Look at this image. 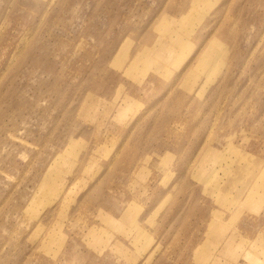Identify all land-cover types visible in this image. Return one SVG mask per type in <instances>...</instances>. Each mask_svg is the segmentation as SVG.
<instances>
[{
  "label": "rangeland",
  "instance_id": "1",
  "mask_svg": "<svg viewBox=\"0 0 264 264\" xmlns=\"http://www.w3.org/2000/svg\"><path fill=\"white\" fill-rule=\"evenodd\" d=\"M191 2L0 0V264H264V0Z\"/></svg>",
  "mask_w": 264,
  "mask_h": 264
},
{
  "label": "bare ground",
  "instance_id": "2",
  "mask_svg": "<svg viewBox=\"0 0 264 264\" xmlns=\"http://www.w3.org/2000/svg\"><path fill=\"white\" fill-rule=\"evenodd\" d=\"M212 4L213 3V0H192L191 2V6H193V9H196L198 11V8L200 5L202 4ZM177 38L175 40L172 41V45L174 47H181V44H182V37L180 36H176ZM123 44V43H122ZM120 45L117 53H122L124 52L125 50V47L124 45ZM216 45V42H212V44L210 46H207V48L204 50V53L203 55H201L200 59H199V63L195 69V75L191 74V68L188 70V74L186 76V80L182 83L183 84V87H185L184 89H190V90H193L194 87L196 86L197 82H198V79L202 76V75H205V81H204V86L208 83H210L214 77H216V75L218 74L219 72V69H220V66L222 64H220L219 62H216L214 60L216 59H212L210 58V54L213 53V52H216V48H214ZM147 50V47L145 48ZM173 49V47H172ZM116 53V54H117ZM103 67V66H102ZM100 68V67H99ZM98 68V69H99ZM99 72V71H98ZM141 86V85H140ZM156 90V89H155ZM124 118V115L123 116H120V120H122ZM177 125V124H176ZM181 125V124H180ZM180 127V126H179ZM183 128V127H182ZM175 132V131H174ZM178 135V134H177ZM48 174H50V172L48 171ZM248 177V174L246 172H244L243 170H239V172L237 173H232V172H229V178L233 181L235 180H243L245 178ZM257 192H259V190L257 189L256 190ZM39 197H36V198H33L32 199V202H31V207L29 208L30 210H32V206H33V203L38 199ZM85 204V202H84ZM46 206V204L44 205V207ZM86 206V205H84ZM87 207V206H86ZM27 217H31L32 218V214L31 213H26ZM123 216V215H122ZM127 218V217H125ZM26 222V221H25ZM20 223V222H19ZM21 224V223H20ZM20 226V225H19ZM18 228V227H17ZM258 235L262 238H264V227L262 225L261 229H259L258 231ZM8 233V232H7ZM50 235H53V233H49ZM133 237V236H132ZM136 239L137 237H139V235H136L134 236ZM135 239V240H136ZM88 251V250H87ZM85 254V253H84ZM81 256V255H80ZM75 258V257H74ZM84 261V260H83ZM91 261V260H90ZM84 264V263H83Z\"/></svg>",
  "mask_w": 264,
  "mask_h": 264
}]
</instances>
